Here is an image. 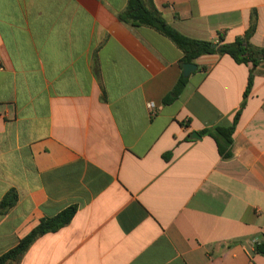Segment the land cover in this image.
<instances>
[{
  "label": "crops",
  "instance_id": "crops-1",
  "mask_svg": "<svg viewBox=\"0 0 264 264\" xmlns=\"http://www.w3.org/2000/svg\"><path fill=\"white\" fill-rule=\"evenodd\" d=\"M184 36L264 48V0H153ZM128 0H0V257L46 218L72 222L11 264H264V60L184 53L120 21ZM149 104L154 108L149 109ZM241 115L232 156L202 131ZM198 133L201 139H192Z\"/></svg>",
  "mask_w": 264,
  "mask_h": 264
},
{
  "label": "trees",
  "instance_id": "trees-1",
  "mask_svg": "<svg viewBox=\"0 0 264 264\" xmlns=\"http://www.w3.org/2000/svg\"><path fill=\"white\" fill-rule=\"evenodd\" d=\"M120 21L132 26H145L156 30L161 35L170 39L183 53V63H194L204 55H229L239 64L251 65L247 88L244 94L246 105L248 97L253 89L254 68L264 60V48H257L251 43V38L256 32L258 17L253 13L250 27L244 37L238 38L234 43L227 44L201 41L188 38L172 28L157 9L153 0H128L127 9L119 15ZM188 84V78L182 75L171 95L164 99V104L169 105L179 98ZM241 115H236L234 122L228 127H216L201 132L203 136L211 137L217 146L219 154L224 159L232 156L233 136ZM18 201L15 190H11L0 203V213H6L12 209ZM78 211L77 206H71L57 216L41 220L39 225L17 247L0 257V264H11L21 260L30 247L40 238L49 233H55L67 227L74 219ZM256 252L264 256V240L256 246Z\"/></svg>",
  "mask_w": 264,
  "mask_h": 264
},
{
  "label": "water",
  "instance_id": "water-1",
  "mask_svg": "<svg viewBox=\"0 0 264 264\" xmlns=\"http://www.w3.org/2000/svg\"><path fill=\"white\" fill-rule=\"evenodd\" d=\"M183 74L184 77L188 78L193 72L197 70V66L193 63H184L183 64ZM192 139H201L200 135L198 133H193L191 135Z\"/></svg>",
  "mask_w": 264,
  "mask_h": 264
},
{
  "label": "built area",
  "instance_id": "built-area-1",
  "mask_svg": "<svg viewBox=\"0 0 264 264\" xmlns=\"http://www.w3.org/2000/svg\"><path fill=\"white\" fill-rule=\"evenodd\" d=\"M154 106L152 104H149V109L152 110Z\"/></svg>",
  "mask_w": 264,
  "mask_h": 264
}]
</instances>
